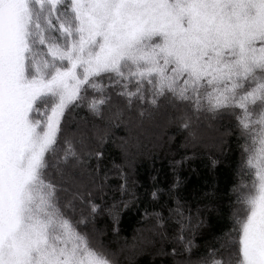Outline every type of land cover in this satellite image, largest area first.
Here are the masks:
<instances>
[{
  "label": "snow or ice",
  "instance_id": "6c2138e0",
  "mask_svg": "<svg viewBox=\"0 0 264 264\" xmlns=\"http://www.w3.org/2000/svg\"><path fill=\"white\" fill-rule=\"evenodd\" d=\"M112 90L128 106L169 101L184 127L234 120L241 180L219 247L192 258L178 201L150 215L174 223L186 264H264V0H0V264H115L82 230L101 210L102 153L66 128Z\"/></svg>",
  "mask_w": 264,
  "mask_h": 264
},
{
  "label": "trees",
  "instance_id": "16d2710c",
  "mask_svg": "<svg viewBox=\"0 0 264 264\" xmlns=\"http://www.w3.org/2000/svg\"><path fill=\"white\" fill-rule=\"evenodd\" d=\"M111 95L101 115L81 105L66 117L71 136L83 134L87 147L102 153L97 182L105 187L93 190L101 210L82 230H95L115 264H186L188 253L179 245L172 254L174 223L159 227L150 215L167 217L178 201L191 217L192 258L219 247L217 238L232 227L233 186L241 180L234 120L204 113L184 127L169 101L128 106L115 90Z\"/></svg>",
  "mask_w": 264,
  "mask_h": 264
}]
</instances>
